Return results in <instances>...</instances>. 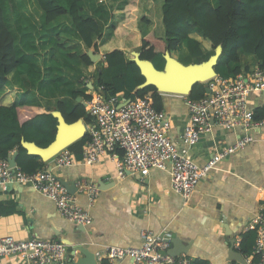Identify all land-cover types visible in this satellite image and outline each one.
Segmentation results:
<instances>
[{
  "label": "crops",
  "instance_id": "crops-1",
  "mask_svg": "<svg viewBox=\"0 0 264 264\" xmlns=\"http://www.w3.org/2000/svg\"><path fill=\"white\" fill-rule=\"evenodd\" d=\"M126 2L112 0L109 4L106 0H80L82 15L103 24L100 45L106 44L113 35L112 12L121 9ZM148 2L155 3L144 0L141 6L149 15L153 9H145ZM13 3L22 15L12 23L7 21L5 13V22L15 39L18 66L0 89L1 105L24 103L41 106L57 120L60 115L58 103L73 107L83 101L86 106L88 98L74 97L73 93L88 96L85 91L96 87L99 75L104 82L109 80L106 70L100 69L102 59L91 62V65L81 59L89 48L81 41L67 16L47 24L36 0H13ZM136 26L142 35L150 31H155L158 36L163 33V28H154L153 23L143 26L137 23ZM138 47L133 52H124L128 61L135 60L139 54ZM178 51L181 55V60H176L178 63H194L193 58L188 61L185 45H181ZM205 54L207 57L202 63L215 56L216 51ZM239 55L240 61L229 63L225 72L239 68V73H247L258 67L255 56L242 51ZM155 62L157 57L152 61L156 69L160 70V65L164 67L165 61L162 64L158 61L157 65ZM159 93L163 110L171 119L170 137L177 139L188 121L186 95ZM248 101L253 111L263 107L264 91L250 93ZM79 120L83 124L86 122L83 118ZM249 134L253 141L226 156L197 182L188 198L172 191L169 173L163 170H151L141 180L138 175L130 173L119 176L115 162L108 157L96 164H83L82 151L79 156L71 151L75 164L70 167L56 168L52 160L40 158L41 168H52L61 182L66 181L76 187L72 194L76 202L88 211L91 222L84 226L73 223L61 216L55 204L31 185L13 183L7 190L0 188V238L11 236L16 240L39 238L60 241L67 248L65 263L72 264L70 258L76 259L81 255H71L72 246L76 244L93 252L114 245L136 247L141 244L140 230L148 228L155 232L163 230L170 235L168 249L172 247L173 238H178L182 250L187 249L178 255L191 258L194 264H237L233 259L236 253L245 259L246 264H251L253 255L243 253L240 244L243 234L251 230L249 224L252 219L259 211H264V124L250 129ZM241 135L240 129L225 130L213 124L209 132L191 147L189 154L202 165L215 152L233 145ZM78 182L90 183L97 189L92 203H89L86 190H78ZM229 241H233L232 250L235 252L231 256ZM104 262L107 260H102ZM0 264L21 262L2 258ZM115 264H131V260L122 258Z\"/></svg>",
  "mask_w": 264,
  "mask_h": 264
},
{
  "label": "built area",
  "instance_id": "built-area-1",
  "mask_svg": "<svg viewBox=\"0 0 264 264\" xmlns=\"http://www.w3.org/2000/svg\"><path fill=\"white\" fill-rule=\"evenodd\" d=\"M205 83L209 91L202 98L184 99L188 121L177 139L170 137L169 114L163 109L157 110L150 97L127 99L123 93L106 97L102 85L87 89L85 93L89 97L85 109L90 121L84 123L87 140L82 149L83 164H96L108 157L115 162L119 176L130 173L138 175L141 180L151 170H163L169 173L172 191L188 198L197 182L226 156L253 141L250 129L264 124V118L254 119V111L248 101L250 93L264 91V68L256 67L251 72L227 77L216 73ZM213 124L225 130L240 129L242 135L233 145L215 152L199 165L189 151ZM49 160L56 168L75 164L68 146ZM13 183L31 185L50 199L65 219L83 226L90 224L88 211L76 202V197L67 191L52 168L26 172L17 165L11 166L8 158H0V188L7 190ZM76 185L78 190L87 191L89 203H92L97 189L86 182ZM249 229L256 233L253 254L258 257L251 264H264L263 210L252 219ZM139 235L140 246H107L94 252L96 262L102 264L106 259L107 264H115L116 260L129 258L131 264H194L184 255L166 253L170 244L167 232L142 228ZM66 249L65 244L55 240L0 238V260L12 258L21 264H66Z\"/></svg>",
  "mask_w": 264,
  "mask_h": 264
},
{
  "label": "trees",
  "instance_id": "trees-1",
  "mask_svg": "<svg viewBox=\"0 0 264 264\" xmlns=\"http://www.w3.org/2000/svg\"><path fill=\"white\" fill-rule=\"evenodd\" d=\"M106 1L111 4L112 0ZM143 1L127 0L121 9L112 12L113 35L103 46L99 44L103 24L93 17L82 15L80 0H36V4L44 13L47 24L67 16L81 41L95 52H103L104 59L99 65L101 70L108 72L109 80L104 82L99 75L96 86L104 87L106 97L116 93H123L127 99L150 97L157 110L164 108L157 88L153 85L143 86L145 78L139 67L134 61L126 59L124 52H133L137 46L138 57L142 61L169 56L179 50L181 45H185L194 63L202 62L207 57L205 53L219 50L214 69L224 77L239 73V68L231 72H225V69L229 63L240 61V51L255 56L258 67L264 68V0H152L155 3L148 2L145 7L147 10L153 9L150 16L141 6ZM5 3L10 9L13 0H5ZM136 21L139 26L153 23L154 28H163L162 36H158L155 31L142 35ZM14 41L0 3V89L7 84L8 75L18 66ZM81 59L88 65L92 64L86 54ZM205 94L206 85L197 82L186 97L197 100ZM73 96H81L84 100L89 97L80 92H74ZM58 110L67 123H74L80 118L90 121L80 102L73 107L58 103ZM263 118L264 106L255 108L254 119ZM57 123L58 120L44 107L24 103L5 106L0 102V158L8 157L17 150L16 162L22 170L32 172L41 168L43 163L39 161V156L28 153L22 143L47 146L55 137ZM86 140L87 137L83 136L69 144L68 149L79 156ZM255 238V231L250 230L243 234L240 244L243 253L253 255L252 262L258 260L257 255L253 254Z\"/></svg>",
  "mask_w": 264,
  "mask_h": 264
},
{
  "label": "water",
  "instance_id": "water-1",
  "mask_svg": "<svg viewBox=\"0 0 264 264\" xmlns=\"http://www.w3.org/2000/svg\"><path fill=\"white\" fill-rule=\"evenodd\" d=\"M86 55L93 63L98 62L102 57L101 53L94 52L92 48H89L86 51ZM163 57L166 58L163 70H158L153 66L152 61H142L139 59L138 54L135 56L134 62L139 67L141 74L145 78L143 86L153 85L163 94L187 95L194 84L197 82L204 83L216 74L214 67L218 61L219 50H216L215 56H212L208 61L202 63L201 65L195 63H178V61H175L172 57H170V55ZM206 91H209L207 86ZM78 100H80V98H78ZM81 103L85 106V102L82 101ZM58 120H60V124L57 125L55 137L47 146L41 147L33 142L22 143L28 153L39 156V158L43 161H48L59 150L67 147L69 144L84 136V124L80 120L74 123H67L61 115L58 116ZM17 154L18 151L16 150L8 158L11 166L17 165ZM62 183L69 193L72 194L76 190L75 186L68 184L66 181H62ZM64 242L69 244L68 240H64ZM229 242L231 245V256L235 252L232 250L233 241ZM70 245L72 244L70 243ZM186 250H182L178 238H173L172 247L168 249L166 253L176 256L179 252ZM78 253L81 254L78 258H70L72 264H98L95 260L94 252L86 247H83L81 244L72 246L71 255L75 256ZM233 259L237 262V264H246L245 259H243V257L238 253H236V257H233Z\"/></svg>",
  "mask_w": 264,
  "mask_h": 264
},
{
  "label": "rangeland",
  "instance_id": "rangeland-1",
  "mask_svg": "<svg viewBox=\"0 0 264 264\" xmlns=\"http://www.w3.org/2000/svg\"><path fill=\"white\" fill-rule=\"evenodd\" d=\"M0 3L2 4L3 9H4L5 13H6V18H7V21H8V22H12V23H13V22L17 21L19 17H21L22 13H21V11L18 10L17 5H14V3H13V4H12V7L9 9L8 6H7L6 3H5V0H0ZM22 12H23V11H22ZM105 16H106L105 19H107V18H108L107 13H106ZM37 21H38V20H37ZM137 23H138V22H136L135 24L137 25ZM22 25L24 26L25 24H22ZM172 53H173V52H172ZM173 56H174V58H175V61L177 60V58L181 59V55H180V53H179L178 50H177L176 53H173V55L170 54V57L173 58ZM191 58H192V57H189L188 61H191V60H190ZM165 59H166L165 57H161V56H159V57H157V62L159 61V62H161V64H162V63H164ZM157 62H155V65H157ZM197 63H199L200 65L202 64L201 61H200V62H197ZM161 67H162V65H160V70H163V68H161ZM106 72H107V71H106ZM107 73H108V72H107Z\"/></svg>",
  "mask_w": 264,
  "mask_h": 264
},
{
  "label": "clouds",
  "instance_id": "clouds-1",
  "mask_svg": "<svg viewBox=\"0 0 264 264\" xmlns=\"http://www.w3.org/2000/svg\"><path fill=\"white\" fill-rule=\"evenodd\" d=\"M103 56V55H102ZM101 59H102V57H101Z\"/></svg>",
  "mask_w": 264,
  "mask_h": 264
}]
</instances>
